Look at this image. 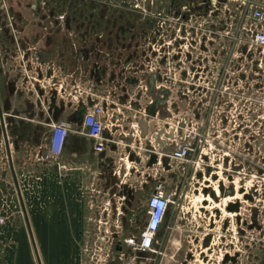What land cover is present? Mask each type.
<instances>
[{"label": "rangeland", "instance_id": "obj_1", "mask_svg": "<svg viewBox=\"0 0 264 264\" xmlns=\"http://www.w3.org/2000/svg\"><path fill=\"white\" fill-rule=\"evenodd\" d=\"M166 1L0 0V102L26 208L36 211L44 191L61 189V167L55 163L60 156L46 159L39 138L22 154L13 140L49 126L53 107L66 95L63 81L68 97L79 86L90 102L97 72L96 93L107 99L110 119L119 116L113 128L120 135L138 137L144 111L149 115L148 106L158 99L160 116L153 124L167 143L168 160L158 159L148 171L176 197L156 242L163 260L126 244L127 263L136 254L140 264H187L195 253L188 264H264V121L258 117L264 111V49L251 47L245 28L253 21L242 16L245 7L237 0H216L206 8L195 0L191 11L179 4L187 18ZM41 48L52 53L50 62L37 56ZM149 134L141 135L137 152L147 153V144L155 142ZM181 137L196 152L177 162L170 155ZM106 183L101 181L102 191ZM209 185L225 196L226 245L219 243L218 228L211 246L193 244L196 235L201 240L209 231L203 228L205 209L219 204L205 193ZM132 189V224H127L130 214L111 212L110 219L99 207L97 228L77 231V244L64 248L67 264H110L121 255L115 248L120 240L140 238L147 208L141 190ZM23 215L0 117V237L15 239L17 227L6 231L4 225L19 223ZM3 245L0 240V256Z\"/></svg>", "mask_w": 264, "mask_h": 264}, {"label": "crops", "instance_id": "obj_2", "mask_svg": "<svg viewBox=\"0 0 264 264\" xmlns=\"http://www.w3.org/2000/svg\"><path fill=\"white\" fill-rule=\"evenodd\" d=\"M211 1L212 4H215L216 0ZM237 1L245 6L243 0ZM255 1L259 6L264 5V0ZM93 76H95L94 79H96L99 90L100 74L95 72ZM156 97L158 98V95ZM154 100L157 104L148 106L152 112L147 115V109L144 111L145 120L141 123L142 133L138 137L129 136L127 133L120 135V129L115 128L114 131V121L119 119L118 115L113 114L112 118L107 120L108 126L105 135L110 140L103 152L95 150V140L86 133L83 124L86 108H78L70 104L63 105L64 109L61 105L58 107L55 104L49 126L43 130L31 129L24 138L18 140L22 149L21 153L27 154L28 150L25 151V148H33L36 139L39 138L45 155L47 140L52 134V123L66 121L70 124V134L67 137L62 154L55 162L61 167L60 176L57 177L61 183V189L44 191V200L36 211L32 212L27 208L42 264L69 263L68 253L64 248L77 244V231L97 228L99 224V207L105 208L109 212L108 217L110 219H113L110 215L111 212L113 214L117 212L121 217L130 214L127 218V224H132L130 216L133 213L132 208L135 203L133 198L136 194L132 187L141 190L139 199H145L147 207V197L150 196L157 183V179L151 175L148 168H152L149 166L156 163L158 159H160V163L163 158H165V161L168 160V156L163 157V154L166 153L167 143L163 139L164 136L161 137L160 135L161 130L156 128L158 124L156 126L153 124L157 116H160L161 106L158 105V99ZM152 128L154 131H152ZM151 133L154 134L155 142L153 143L152 140V144H147V153L137 152L135 148L138 145H143L141 135L144 138L145 135H151ZM159 151H163L160 157H158ZM144 156L145 158H143ZM52 161L54 160L50 162ZM44 176V179H46V175ZM50 180L52 181L51 177H49ZM101 181L107 182V189L104 191L101 190ZM47 195L50 197L49 200L46 199ZM105 200H108V202L106 203ZM4 226L6 231L17 227L16 232H12L13 235H16V238H3L4 235L2 238L0 237L1 242H4L0 264H39L24 215L19 223H8ZM118 244L122 245L123 243L120 240ZM124 252L120 256L124 257ZM137 256L135 254L132 258ZM120 261L117 259L113 263L118 264ZM124 262H127V260H124Z\"/></svg>", "mask_w": 264, "mask_h": 264}, {"label": "built area", "instance_id": "obj_3", "mask_svg": "<svg viewBox=\"0 0 264 264\" xmlns=\"http://www.w3.org/2000/svg\"><path fill=\"white\" fill-rule=\"evenodd\" d=\"M243 3L245 5V11L242 12V16L244 18H251L253 21L252 25L245 28L247 34L250 36L249 42L251 43V47L259 46L264 49V5L259 6L255 0H243ZM94 77L95 76H93L90 81V90L92 91L90 94L92 96H90V102L88 100L89 95L85 97L79 86L74 92L70 93L68 97V85L66 84V81H63L60 85V90L64 89L66 95L63 93L61 96L62 100L59 99V101L61 100V102H63L60 104L61 106L70 104L74 107L86 108L83 118L86 133L89 137L95 140V150L97 152H103L110 140L105 135L108 126L107 120L110 118V114L106 107L107 99H104L103 97L100 99L96 93L98 88ZM258 117L261 121H264V111L258 114ZM70 131V124L66 121L52 123V134L47 140L46 159H56L62 154ZM195 152V146L191 142L186 141V137H181L175 141L174 149L172 150L170 157L177 162H183L188 160ZM175 202V194L168 192L164 183L158 181L147 201V219L140 238L138 240L126 239V244L130 245L135 252L157 253L156 242L158 233L166 220L171 206L175 204ZM128 262L129 264L141 263L136 257Z\"/></svg>", "mask_w": 264, "mask_h": 264}, {"label": "flooded vegetation", "instance_id": "obj_4", "mask_svg": "<svg viewBox=\"0 0 264 264\" xmlns=\"http://www.w3.org/2000/svg\"><path fill=\"white\" fill-rule=\"evenodd\" d=\"M183 2H185V3H183ZM166 3L168 5L173 6L176 10L178 9V11L175 13L176 15H178V17L187 18V17L190 16V14L184 12L185 8H183L181 11H179V7H180L179 4L183 5L182 7H184V6L189 7L188 11H191L190 10V6L195 3V0H167ZM201 4H202L203 7L206 8L207 6L212 4V1L211 0H203V2ZM206 15H209V14H206ZM59 18L64 20L65 16L64 15H60ZM36 54H37V56L39 57V59L43 63L50 62L51 59H52V56H53L52 53L50 52V50L46 49V48L37 49L36 50ZM44 54H47V58L46 59L44 58ZM215 186L214 187H210V185H209V188H211V189L206 190V192H205V193H207L209 195V197L211 196L214 199L215 203H219L218 206L216 204V206L215 207L213 206V208H211L210 210L209 209H205L206 213H208L207 215H209V216H206L208 218V222H207L206 226L203 227V228L204 229L206 228L209 231L207 232L206 237H203L201 240L196 235V237L193 239V244H195L196 241H198V242H201L202 245H205V246L206 245H210L211 246L213 244V241L215 240V233H216L217 228L219 229V232H220V242L219 243L222 244V245H224V244L226 245V243H227V230H228V221H227V215H226V213H227V205L224 204L223 207H222V200H223V197H225V196H222L223 192L221 190H219L218 187H215ZM218 222H220V223L218 224ZM164 241H165V239H163V243H164ZM122 243H123L122 245H119V246L115 247L116 251H118L119 253H123L124 252V250H125L124 248L126 246L125 245L126 239H124L122 241ZM162 246H164V244H162ZM157 253H159L157 256H159V257L161 256V258L163 260L162 252H161V254H160L159 251ZM207 255L208 254H206L204 257H207ZM192 256L195 257V253H193ZM192 256H190L191 259H185L184 261L189 263L190 260H192ZM159 257L157 259H159ZM117 259L121 260L118 264H126L127 263V262H124V260H126V259H124L122 256L118 255V256H116V258H114V260L112 259V262H110V264H117V263H113V261H115ZM162 260H161V262H162ZM196 261L194 263H192V264H201L200 262L196 263ZM158 263H159V261H157L156 264H158Z\"/></svg>", "mask_w": 264, "mask_h": 264}, {"label": "water", "instance_id": "obj_5", "mask_svg": "<svg viewBox=\"0 0 264 264\" xmlns=\"http://www.w3.org/2000/svg\"><path fill=\"white\" fill-rule=\"evenodd\" d=\"M122 5L123 6H133L134 3L133 2L132 3L123 2ZM44 58L45 59L47 58V54H44ZM0 117H1V123H2V126H3L4 139H5V143H6V147H7L8 158H9V162H10V166H11V171H12V174H13L14 183H15V186H16V189H17V192H18V196H19V199H20L21 207H22L23 214H24V217H25V221H26V224H27V227H28V230H29L32 242H33V246H34V249H35V253H36L38 262H39V264H42L41 263V259H40V255H39V252H38V249H37V245L35 243V239H34V236H33V231H32V228H31L30 221H29V216H28L27 208H26L25 201H24V198H23V194H22V191H21V188H20L19 180H18L16 171H15V168H14V163H13V158H12V151H11L10 142H9V135H8L6 129H5V126H4V116H3V110H2L1 102H0ZM13 145H14L15 150H19L20 146H19V141L17 139L13 140Z\"/></svg>", "mask_w": 264, "mask_h": 264}]
</instances>
